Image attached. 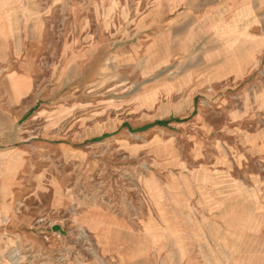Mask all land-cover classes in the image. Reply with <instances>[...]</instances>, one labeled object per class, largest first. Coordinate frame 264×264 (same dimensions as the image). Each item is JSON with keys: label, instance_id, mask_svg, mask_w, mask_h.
I'll use <instances>...</instances> for the list:
<instances>
[{"label": "rangeland", "instance_id": "1", "mask_svg": "<svg viewBox=\"0 0 264 264\" xmlns=\"http://www.w3.org/2000/svg\"><path fill=\"white\" fill-rule=\"evenodd\" d=\"M34 8L42 36L23 39V49H32L50 76L39 107L67 115L54 142L89 152L95 166L68 167L59 208L38 212L27 227L7 225L6 264H264V86L152 101L154 94L142 92L172 78L169 69L142 78L141 69L111 62L130 41L114 37L111 20L118 17L124 28L126 14L147 7L137 0H37ZM163 104L172 115L152 121ZM95 125L105 133L77 140ZM125 128L134 147L126 155L108 145ZM152 187L165 190L177 212L145 228L146 218L155 217L146 197ZM125 192L133 207L115 204ZM90 211L125 218L128 238L113 250L121 239L102 232L111 252L104 251L98 221H80Z\"/></svg>", "mask_w": 264, "mask_h": 264}, {"label": "crops", "instance_id": "2", "mask_svg": "<svg viewBox=\"0 0 264 264\" xmlns=\"http://www.w3.org/2000/svg\"><path fill=\"white\" fill-rule=\"evenodd\" d=\"M137 4L147 8L137 16L126 14L124 28L118 17L111 20L114 37L130 40L113 51L111 62L141 69L142 78L167 69L172 75L145 89L143 96L152 93V101H166L181 95L187 99L209 96L218 87L224 95L229 94L224 88L264 86V0H137ZM35 5L37 0H0V264H6V227L30 226L38 212L59 208L71 179L70 165L95 166L87 162L89 152L54 142V133L62 128L67 115L39 107L50 76L44 75L32 49L25 53L23 49V39L42 36L43 23ZM158 110L160 116L152 121L172 115L166 104ZM78 119L77 125L85 127V118ZM147 129V125L142 127ZM102 131V125L81 129L77 140L84 143L105 133ZM130 133L125 128L121 138L108 145L130 154L134 150L127 143ZM57 165L65 171L59 174ZM153 188L146 197L155 217L146 218L145 228L163 224L169 214L177 212L176 201L165 190ZM127 197V192L119 195L115 204L126 205ZM128 204L126 208L133 207L132 201ZM89 217L100 224L96 233L104 251L111 252L104 246L102 232L121 239L113 250L128 238L125 218L90 211L82 213L81 223Z\"/></svg>", "mask_w": 264, "mask_h": 264}, {"label": "water", "instance_id": "3", "mask_svg": "<svg viewBox=\"0 0 264 264\" xmlns=\"http://www.w3.org/2000/svg\"><path fill=\"white\" fill-rule=\"evenodd\" d=\"M53 230H55V231H56L57 229H56V228H54Z\"/></svg>", "mask_w": 264, "mask_h": 264}, {"label": "bare ground", "instance_id": "4", "mask_svg": "<svg viewBox=\"0 0 264 264\" xmlns=\"http://www.w3.org/2000/svg\"><path fill=\"white\" fill-rule=\"evenodd\" d=\"M66 234V233H65Z\"/></svg>", "mask_w": 264, "mask_h": 264}]
</instances>
